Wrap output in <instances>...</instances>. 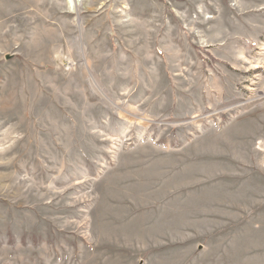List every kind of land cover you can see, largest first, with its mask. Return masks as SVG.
<instances>
[{
    "label": "rangeland",
    "instance_id": "obj_1",
    "mask_svg": "<svg viewBox=\"0 0 264 264\" xmlns=\"http://www.w3.org/2000/svg\"><path fill=\"white\" fill-rule=\"evenodd\" d=\"M0 264H264V0H0Z\"/></svg>",
    "mask_w": 264,
    "mask_h": 264
}]
</instances>
